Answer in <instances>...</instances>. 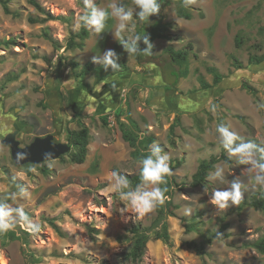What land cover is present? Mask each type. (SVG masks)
<instances>
[{
    "label": "rangeland",
    "instance_id": "1",
    "mask_svg": "<svg viewBox=\"0 0 264 264\" xmlns=\"http://www.w3.org/2000/svg\"><path fill=\"white\" fill-rule=\"evenodd\" d=\"M36 1L43 11L30 0H0V198L20 186L30 192L21 202L26 220L0 233V264H203L204 260L208 264H264V253L251 247L264 238V210L249 206L238 211L243 201L264 191L246 175L248 166L226 153L231 160L226 179L240 178L246 189L240 203L229 204L225 210H217L209 195L229 185L207 180L208 193L203 186L191 187L199 163L224 151L214 134L218 124H225L245 141L264 142V108L260 107L264 104V63H249L252 55L264 54V0H195L189 8L182 6V0L170 3L154 21L137 26L142 35L148 23H156L171 36L153 43L152 62L143 65L114 38L111 19L105 33L97 36L88 29L82 48H70L72 37L82 29L77 24L83 0ZM4 2L10 15L5 13ZM107 2L96 0L100 6ZM180 8L191 15L190 20L178 16ZM75 42L81 43L78 38ZM169 46L189 51L187 70L174 64L179 79L174 85L165 82V65L172 63L166 53ZM109 49L119 57L116 72L130 70L95 85L94 72L85 74L83 69L87 64L100 66L93 63V57ZM209 68L224 79L203 90L200 78L213 85ZM123 97H128V110L119 118L111 115L103 125L101 111L119 107ZM93 100L101 105H93ZM177 116L180 120L172 135L170 127ZM128 118L136 121L142 135L160 144L172 166L179 163L172 172L179 184L173 203L179 208L176 217L166 218L170 244L151 240L140 263L125 258L133 244L132 230L139 227L153 233L158 207L142 216L132 213L110 187L113 171L127 177L139 173V161L131 156L134 149L123 139L119 126V120L128 125ZM82 126L90 134L83 164L71 161L72 147L70 154L43 168L17 167L10 149L1 144L14 131L22 147L48 134L63 142L66 129L76 131ZM187 207L192 209L190 216ZM29 223H38L39 230L33 231ZM224 224L229 225L225 231L229 237L207 246L204 260L187 246L203 243Z\"/></svg>",
    "mask_w": 264,
    "mask_h": 264
},
{
    "label": "clouds",
    "instance_id": "2",
    "mask_svg": "<svg viewBox=\"0 0 264 264\" xmlns=\"http://www.w3.org/2000/svg\"><path fill=\"white\" fill-rule=\"evenodd\" d=\"M195 0H182V6L191 7ZM161 3L159 0H108L105 6H100L96 0H83V12L79 16L77 27L91 30L97 36L105 33L108 21L114 20L115 27L111 31L114 38L122 45L123 50L128 54L145 56L153 55V44L150 36L144 33L143 36L137 33V26L143 22H149V18L160 12ZM145 47L141 49L140 43ZM171 43V42H170ZM118 55L114 50H107L102 55L93 57V63L99 64L105 71L109 68L116 72L120 69ZM115 88V85H113ZM260 107L264 108V104ZM214 134L219 146L229 155L234 157L241 165H247L246 175L254 186L264 190V142L257 143L245 141L237 132L231 130L225 124H218L214 129ZM23 154L17 155V160H23ZM46 160H54L50 156ZM170 157L158 142L150 145L149 152L139 160L140 183L132 188L127 175L118 172H111V190L118 197L125 201L132 213L144 215L154 211L164 203L166 188L161 185L166 183V178L171 174L169 163ZM231 168L228 162L224 166H215L207 176L208 181L227 184L229 187L223 190H211L210 203L217 210H225L229 204L238 205L242 199L246 186L237 178L231 182L226 179V171ZM231 174V172H229ZM204 193L209 192L207 184L203 186ZM30 192L24 186H20L18 191L11 192L6 198H0V233L14 230L19 223L26 220L24 206L21 203L29 198ZM9 200L12 202L10 203ZM185 212L192 215V209L187 207ZM28 226L33 231H38V223H29ZM216 239H222L217 233Z\"/></svg>",
    "mask_w": 264,
    "mask_h": 264
},
{
    "label": "trees",
    "instance_id": "3",
    "mask_svg": "<svg viewBox=\"0 0 264 264\" xmlns=\"http://www.w3.org/2000/svg\"><path fill=\"white\" fill-rule=\"evenodd\" d=\"M174 1L177 0H159V2L161 3L160 10ZM30 2L38 10L43 11L42 7L39 5V3H37L36 0H30ZM3 5H4L5 13L10 15L11 12L8 8L7 3L4 2ZM178 16L184 17L187 20L191 19V15L186 13V11L183 8H180L178 12ZM144 33L150 36V42L152 44L158 39H162V40L171 39V36L166 33V28L164 27L158 28L156 23L153 24L148 23L144 29ZM144 33L141 36H143ZM89 34H90L89 30L82 27L81 31L78 34L74 35V37H72L70 48H82L83 43L88 38ZM76 38L80 39L81 41L80 44H76L75 42ZM236 42L237 44H239V38H236ZM140 47L141 49H143L145 45H143V43L141 42ZM153 51H154V46L152 49V53ZM166 53L170 56L171 62L173 64H178L181 68L184 67V69L187 70V62H188L187 60L189 56V51L175 50L172 46H169L166 49ZM146 58H148V60H146ZM151 58L153 59V55H149V56H145L143 54L136 55V59L139 65L146 64V62L148 61L152 62L150 60ZM232 60L234 61V64L238 67V69L242 68V65L237 61L236 58L232 57ZM249 63L250 65H260L264 63V54L260 56L252 55L250 57ZM77 66L78 65L75 63L74 67ZM83 70L85 74H90L91 72H94L96 77L95 85L104 81L106 77L114 76L118 73V72L110 73L109 70L105 71L101 66L93 68L90 64L85 65ZM209 71L214 76L213 85L208 84L203 78H200V84L203 90L210 89L212 88V86H217L224 79V76L221 73H219L215 68H209ZM178 81L179 79L177 80L176 84L178 83ZM108 118H109L108 115L102 117L101 121L103 125H107ZM116 118H119V116H117ZM240 119L243 120V118ZM179 120L180 117L177 116L174 120V123L170 127V133L172 135L175 134V129L177 127V124L179 123ZM119 126L122 131L123 139L126 142H128L129 145L134 149L131 153L132 158L139 161L142 157L146 156L149 152L150 145L155 142V139L151 136L142 135L139 125L136 123V121H134L131 118H128V125L119 120ZM66 135H67L66 141L69 142L70 146L75 149V153L72 154L71 161L75 164H83L86 161L88 146L90 143V134L88 127L82 126L80 130H76V131H70L69 129H66ZM139 135L140 137H138ZM220 162H228L229 164L231 163V160L226 155L225 151H223L220 156H212L209 159L202 160L199 163L197 171L192 176L191 187L198 188L204 186V184L207 183L208 173L210 171H213L215 166ZM45 164L46 163L41 164L39 166L28 164L25 166L43 168ZM177 166H179V163H176L174 166L170 164L171 174L166 178V183L161 185L162 188L167 189V191L164 193L166 199L164 203L158 207V219L151 229L154 232L151 233L150 231L143 230L139 227L133 228L132 230L133 244L125 255L127 261L131 263L142 262L146 254L147 245L151 240H156V241L159 240L165 243L166 245L170 244L171 237L169 234V227H168V223L166 222V218L176 217L175 210L179 208L173 203L174 190L175 188L179 187V184L176 182V177L173 175L172 172L173 169H175V167ZM128 179L130 181V185L132 188H135L136 185L140 183L139 173L132 177H128ZM249 206L264 210V191H262L259 194H255L251 198V200L243 201V203L238 208V211L241 212L244 208ZM228 228L229 225L224 224L218 232L210 235L203 243L198 244L196 242H190L187 244V246L190 249L194 250L204 260V257L207 254L206 247L212 245L216 240L223 241L227 239L229 235L225 231ZM217 233H219L222 236V239L215 238ZM251 247L261 253H264V238L253 243ZM203 264H208V263L204 260Z\"/></svg>",
    "mask_w": 264,
    "mask_h": 264
},
{
    "label": "water",
    "instance_id": "4",
    "mask_svg": "<svg viewBox=\"0 0 264 264\" xmlns=\"http://www.w3.org/2000/svg\"><path fill=\"white\" fill-rule=\"evenodd\" d=\"M159 16V13L150 17V21H154ZM177 69L173 63L165 65V82L168 85H174L178 76ZM18 131L7 134L1 141L3 146L10 149L12 159L17 167H23L28 164L39 166L44 163L59 160L61 157L69 154L72 147L65 142H56V137L53 134H48L43 137H36L32 143L24 147L21 146L20 140L17 138ZM23 154L24 159L18 161L17 155ZM54 160H46L48 157Z\"/></svg>",
    "mask_w": 264,
    "mask_h": 264
},
{
    "label": "crops",
    "instance_id": "5",
    "mask_svg": "<svg viewBox=\"0 0 264 264\" xmlns=\"http://www.w3.org/2000/svg\"><path fill=\"white\" fill-rule=\"evenodd\" d=\"M160 40H162V39H160ZM124 70H130V69H128V68H125V69H121L119 72H122V71H124ZM118 72V73H119ZM117 73V74H118ZM109 77H112V76H109ZM144 83H145V81H144ZM137 84H139V82L138 83H136V84H134L133 85V87L135 86V85H137ZM147 95H149L151 92H150V90L147 88ZM135 94H136V92H135ZM146 95V96H147ZM109 97H111V96H108L107 98H109ZM110 99V98H109ZM127 101H128V97L127 98H125V97H123L122 98V100H121V105L119 106V107H117V108H115V109H111V108H108V109H106L105 111H101V113L99 114V115H102V117L103 116H106V115H108L109 117H111V115H114V117L116 118L117 116H119L118 114H121L122 113V111L123 110H125L126 108H127V110H128V106H127ZM107 103V102H106ZM92 104L93 105H95V106H97V105H101V103H100V101H98V100H93L92 101ZM96 108V107H95ZM93 113V112H92ZM117 114V115H116ZM81 117V116H80Z\"/></svg>",
    "mask_w": 264,
    "mask_h": 264
},
{
    "label": "flooded vegetation",
    "instance_id": "6",
    "mask_svg": "<svg viewBox=\"0 0 264 264\" xmlns=\"http://www.w3.org/2000/svg\"><path fill=\"white\" fill-rule=\"evenodd\" d=\"M17 138H18V136H17ZM56 142H62V141H57L56 140ZM63 142H65V143H68L69 144V142H67V141H63ZM32 143V142H31ZM29 145V144H28ZM70 145V144H69ZM21 146H22V143H21Z\"/></svg>",
    "mask_w": 264,
    "mask_h": 264
}]
</instances>
